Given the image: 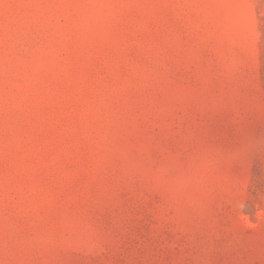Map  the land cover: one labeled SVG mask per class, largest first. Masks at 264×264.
I'll return each mask as SVG.
<instances>
[{
    "label": "rangeland",
    "instance_id": "rangeland-1",
    "mask_svg": "<svg viewBox=\"0 0 264 264\" xmlns=\"http://www.w3.org/2000/svg\"><path fill=\"white\" fill-rule=\"evenodd\" d=\"M0 264H264V0H0Z\"/></svg>",
    "mask_w": 264,
    "mask_h": 264
}]
</instances>
